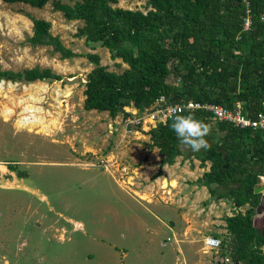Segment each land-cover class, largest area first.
<instances>
[{
	"label": "rangeland",
	"instance_id": "374dc122",
	"mask_svg": "<svg viewBox=\"0 0 264 264\" xmlns=\"http://www.w3.org/2000/svg\"><path fill=\"white\" fill-rule=\"evenodd\" d=\"M52 1L73 5L79 0ZM109 1L112 8L123 11H153L161 22H167V13L153 9L147 0ZM192 2V15L196 13L199 19L209 16L210 7L206 11L196 0ZM246 4L242 0L238 14L233 13L230 21L231 25H240L241 32H248L251 27ZM30 18L49 23L51 35L75 56L63 59L49 46L30 45L27 42L33 34ZM174 24L177 27L178 21ZM169 26L166 23L165 28L154 33L164 54L178 50ZM82 27L83 22L68 21L62 13L54 11L51 1L40 9L0 1V71L19 72L38 67L49 69L61 78L32 83L0 81V264H161L156 258L137 262L136 255L157 253L169 231L154 215L172 225L173 220L169 219H174V214L167 207L156 205L150 207V212L148 206L128 193L139 198L135 192L140 193L142 185L138 182L148 181L133 172L124 155H117L122 147L134 143L152 147L148 141L150 130L135 123L125 126L122 121L142 118L145 110L139 112L128 105L114 118L108 112L84 110L86 76L94 68L87 55L99 56L100 65L116 75L132 71L121 58L111 59L107 49L99 44H86L83 37H78ZM239 37L240 33L235 40ZM218 39L221 46L212 49L209 58L228 56L235 62V57L241 55L236 41L231 42L227 34L219 35ZM127 45L136 54V48ZM194 48L199 49L200 44L189 46L190 50ZM253 57L264 66L262 49H256ZM184 73L183 65H179L166 79V104L171 103V96L180 88L179 80ZM194 95L190 99L197 100L199 94ZM195 118L208 125L210 132L204 137L208 144L234 149L236 160L231 170L215 165L211 176L205 178L210 162L196 160L193 151L179 146L181 155L175 160L177 173L171 185L176 186L175 178L184 185H192L191 180L197 178L200 186L219 179L236 189V179L247 174L259 176V182L248 203L239 208L233 204L236 197L233 194L221 200L223 203L214 197H200L197 202H191L195 205L191 207L192 216L187 220L190 228L186 230L194 231L198 219L201 227L208 228L211 224L218 229L219 225L209 221L245 214L249 209L255 214L253 225L264 229V200L258 191L264 165L252 157L260 141L253 133L228 139L226 127L217 121L203 114ZM130 176H135L137 182ZM212 186L218 188L216 184ZM176 227H180V221L175 219ZM208 234L209 231L200 236ZM201 237L194 247L185 248L187 256L210 259L214 263L212 255L202 252ZM222 238L231 240L227 233ZM198 248L202 255L196 252ZM122 249L127 252L125 259H122ZM241 257L244 261L239 264H264V245L247 246Z\"/></svg>",
	"mask_w": 264,
	"mask_h": 264
},
{
	"label": "trees",
	"instance_id": "16d2710c",
	"mask_svg": "<svg viewBox=\"0 0 264 264\" xmlns=\"http://www.w3.org/2000/svg\"><path fill=\"white\" fill-rule=\"evenodd\" d=\"M0 1L7 4L22 3L37 9L51 1L53 10L62 13L64 19L83 22L77 36L83 37L86 44H99L108 50L111 59L121 58L128 65L132 71L130 74L116 75L100 65L99 56H86L94 65L86 76L83 92L86 111H104L114 118L124 107L132 105L142 112L160 97H165L166 79L179 65H183L185 73L179 80L181 86L171 96L170 104L191 100L231 109L236 103H240L242 114L250 119L264 114V66L253 57L256 49L264 51V0H245L247 16L251 22L248 32H241L240 25L230 23L232 14H238L242 0H196L206 11L209 7L212 9L209 16L203 19H199L196 13L191 14L193 0H147L153 9L167 13V22H161L153 11L143 13L112 8L109 0H79L73 5L52 0ZM207 19H210V22H207ZM30 20L33 25V34L27 40L30 45L49 46L63 59L75 56L57 37L51 35L49 23L35 18ZM175 21H178L177 27ZM166 23L170 25L172 39L178 47L177 52L169 54L159 50L158 39L154 34L160 28H165ZM238 33L240 37L236 41ZM221 34H227L231 42L236 41L238 44L241 55L235 57V62L228 56L222 59L209 58L212 49L221 46L218 39ZM247 40L250 42L247 43ZM127 44L136 48V54L134 48ZM199 44V49H189L190 45L193 47ZM242 54H246V57L243 58ZM46 79L58 81L61 78L49 69L41 70L38 67L19 72L0 71V81L32 83ZM195 92L199 94L197 100L190 99L195 97ZM233 98L237 101L232 102ZM191 114L194 117L200 114L209 117V114L202 111ZM218 123L226 127L227 138L231 140L253 133L260 145L254 150L252 157L264 165V131L241 130L227 123ZM148 134L151 146L158 149L168 164H172L174 159L181 155L180 144L169 120L164 125L160 124L151 129ZM209 145L208 149L193 153L196 160L210 162V170L204 177L211 176L215 165L223 170H231L236 160L235 150L223 144ZM239 157L241 159L243 155L239 154ZM244 173L242 170L241 175ZM258 182L259 176L247 174L246 177L236 179V189L231 188L227 181L219 179L205 185L210 195L216 199L235 195L233 204L239 208L248 203ZM213 184L218 188H213ZM254 215L253 210L249 209L245 214H235L224 220L225 229L231 236L230 246L234 243V249L230 252L233 264L244 261L241 252L247 246L264 245V229L253 225Z\"/></svg>",
	"mask_w": 264,
	"mask_h": 264
},
{
	"label": "crops",
	"instance_id": "0c3cea01",
	"mask_svg": "<svg viewBox=\"0 0 264 264\" xmlns=\"http://www.w3.org/2000/svg\"><path fill=\"white\" fill-rule=\"evenodd\" d=\"M132 110L134 109L132 108ZM148 141L150 142L149 138ZM140 144L142 143H134V145L132 146L122 147V149L117 153L118 156L124 155L125 162L129 165V167L133 168V172L136 175H141L143 180L148 181V183L146 184L138 182L140 185H142V189H140V193L135 191L134 192L139 194V198L134 196L131 192H127L133 198H135V200L140 203H143L145 206H148V211L150 212L152 211L150 208L151 206L156 205L163 209L167 207V211L172 212V214H174V219H169L173 220V224L171 225L170 223H168V221H163L160 217L154 215V219L158 223H160V225L166 227L169 231V234L165 239L162 240V243L160 244V248L157 253L148 254V256H145V254L142 253H137V262L142 263L145 259L149 261L154 260L156 258L158 261L161 262V264H214L215 260L213 256H211L210 258H212L214 263H212L209 258V260H203L197 257L189 259L185 248L187 247L188 249H190L194 247V245L198 243L201 237L200 235L208 231L210 234L202 236V239L207 236L223 239L222 234L227 233L225 229L226 223L224 220L226 217H231L233 215H227L223 220L209 221V223H214L213 225H219V227L221 228L218 229H216L214 226H211V224H209L210 227L208 228H204V226L201 227V220L198 219V224L196 225V229H194V231L186 230L187 228H190V225H188L187 220L191 218V207L195 205L191 202H197L200 197L201 199H209V197L214 196L210 195L208 188L205 184L200 186L198 182L199 180L197 178L191 180L192 185H184L182 183H179V179L175 178L177 184L175 187L172 186L171 182L174 177H176L177 173V169L175 167V160L177 157L174 159L172 164H168L165 161V158L159 154L157 148L148 147L147 145L143 144V146H140ZM130 177L133 178L134 181H136L135 176ZM153 177L154 179H152ZM163 181H166L165 186L163 185ZM142 197L143 199H141ZM185 199H187V203L184 209L183 205ZM217 200L221 201L224 199ZM212 210L213 208H211V211ZM175 219L180 221V227L178 228H175ZM202 248L203 245L201 246V250L203 252ZM121 251L123 253L122 259H125L127 257V252H123V249ZM196 252L199 253V248L196 250ZM203 253L210 254L205 252ZM199 255L202 254L199 253Z\"/></svg>",
	"mask_w": 264,
	"mask_h": 264
},
{
	"label": "built area",
	"instance_id": "2783aa9c",
	"mask_svg": "<svg viewBox=\"0 0 264 264\" xmlns=\"http://www.w3.org/2000/svg\"><path fill=\"white\" fill-rule=\"evenodd\" d=\"M247 22L249 23V18ZM177 105L183 109V113L202 111L209 114V117L213 120L227 123L237 129L264 131V114H259L256 119H250L242 114L240 103H236L233 108L228 109L216 104L198 103L191 100L183 103L166 104L164 102V97H160L149 108L145 109L142 118L139 117L133 122L129 119L122 121L125 126H128L130 123H135L136 125L141 124V126L146 127L147 130H151L160 124L164 125L171 115L167 109L169 106ZM202 245L203 252L210 253L216 264H233L230 257V252L232 251L230 240L224 241L223 239L207 236L202 239Z\"/></svg>",
	"mask_w": 264,
	"mask_h": 264
},
{
	"label": "clouds",
	"instance_id": "9594fccd",
	"mask_svg": "<svg viewBox=\"0 0 264 264\" xmlns=\"http://www.w3.org/2000/svg\"><path fill=\"white\" fill-rule=\"evenodd\" d=\"M167 111L171 113L169 117L170 127L175 133L180 146L193 152L210 147L204 139L210 132L206 123L197 120L191 113L184 114L179 105L169 106ZM261 179L264 180V177H261Z\"/></svg>",
	"mask_w": 264,
	"mask_h": 264
},
{
	"label": "bare ground",
	"instance_id": "6f19581e",
	"mask_svg": "<svg viewBox=\"0 0 264 264\" xmlns=\"http://www.w3.org/2000/svg\"><path fill=\"white\" fill-rule=\"evenodd\" d=\"M176 185V184H174ZM258 191L262 194L263 200H264V180L261 179V184L259 186Z\"/></svg>",
	"mask_w": 264,
	"mask_h": 264
},
{
	"label": "water",
	"instance_id": "95a60500",
	"mask_svg": "<svg viewBox=\"0 0 264 264\" xmlns=\"http://www.w3.org/2000/svg\"><path fill=\"white\" fill-rule=\"evenodd\" d=\"M231 248H232V251H233V249H234V243L231 244Z\"/></svg>",
	"mask_w": 264,
	"mask_h": 264
},
{
	"label": "flooded vegetation",
	"instance_id": "af4514ba",
	"mask_svg": "<svg viewBox=\"0 0 264 264\" xmlns=\"http://www.w3.org/2000/svg\"><path fill=\"white\" fill-rule=\"evenodd\" d=\"M13 190H14V188H13Z\"/></svg>",
	"mask_w": 264,
	"mask_h": 264
}]
</instances>
